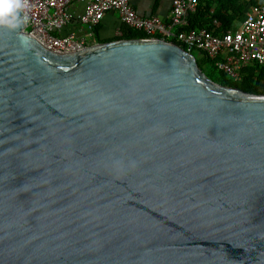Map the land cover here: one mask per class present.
Masks as SVG:
<instances>
[{
  "label": "water",
  "instance_id": "95a60500",
  "mask_svg": "<svg viewBox=\"0 0 264 264\" xmlns=\"http://www.w3.org/2000/svg\"><path fill=\"white\" fill-rule=\"evenodd\" d=\"M0 26V264H264V95L158 38L48 50Z\"/></svg>",
  "mask_w": 264,
  "mask_h": 264
},
{
  "label": "built area",
  "instance_id": "2783aa9c",
  "mask_svg": "<svg viewBox=\"0 0 264 264\" xmlns=\"http://www.w3.org/2000/svg\"><path fill=\"white\" fill-rule=\"evenodd\" d=\"M83 4V11L76 20L88 29L98 26L107 13L116 11L122 23L135 31L145 33L147 38L175 42L187 52L204 53L219 58L216 66L233 79L248 65H264V6L252 7L245 18L237 21L224 34L215 30H184L190 15L197 10L199 0H172L171 17L164 22L158 17L143 18L130 6L129 0H26L22 8L26 26L35 30L39 41L50 51L69 54L89 46L87 37L73 33L61 35L73 19L70 6ZM217 27L219 24L214 22ZM122 32L118 33V37Z\"/></svg>",
  "mask_w": 264,
  "mask_h": 264
},
{
  "label": "trees",
  "instance_id": "16d2710c",
  "mask_svg": "<svg viewBox=\"0 0 264 264\" xmlns=\"http://www.w3.org/2000/svg\"><path fill=\"white\" fill-rule=\"evenodd\" d=\"M255 6H264V0H199L196 12L190 15L188 26L184 30L209 29L215 30L216 34H224L237 21H241L246 13ZM215 21L219 24L217 27L214 25ZM99 29L100 25L91 30V40L94 43L148 37L145 33L135 31L123 24L121 37L103 39L100 36ZM194 55L197 58L200 69L213 82L221 86L236 88L248 94L264 95V65L255 63L248 65L241 70L240 78L236 80L218 69L216 63L219 58H211L201 52H197Z\"/></svg>",
  "mask_w": 264,
  "mask_h": 264
},
{
  "label": "crops",
  "instance_id": "0c3cea01",
  "mask_svg": "<svg viewBox=\"0 0 264 264\" xmlns=\"http://www.w3.org/2000/svg\"><path fill=\"white\" fill-rule=\"evenodd\" d=\"M129 2L130 6L143 18L158 17L164 22L170 20L172 0H129ZM83 9V4H73L70 6V13L72 14L73 19H71L69 25L63 30L61 34L62 36L73 33L76 37L82 38L87 37L88 34L92 33L88 28L86 30L82 29L83 25H80L76 20L77 15L80 14ZM123 24L124 23H122L118 12L112 11L107 13L100 24L99 33L101 38L109 39L118 37V33L121 32ZM91 39L92 38H87L88 44H95Z\"/></svg>",
  "mask_w": 264,
  "mask_h": 264
},
{
  "label": "clouds",
  "instance_id": "9594fccd",
  "mask_svg": "<svg viewBox=\"0 0 264 264\" xmlns=\"http://www.w3.org/2000/svg\"><path fill=\"white\" fill-rule=\"evenodd\" d=\"M25 6L26 0H0V26L18 27L21 23L19 12Z\"/></svg>",
  "mask_w": 264,
  "mask_h": 264
},
{
  "label": "rangeland",
  "instance_id": "374dc122",
  "mask_svg": "<svg viewBox=\"0 0 264 264\" xmlns=\"http://www.w3.org/2000/svg\"><path fill=\"white\" fill-rule=\"evenodd\" d=\"M82 29H85V30H86V29H87V27L83 25ZM89 39H90V38H89ZM196 55L198 56V54H196Z\"/></svg>",
  "mask_w": 264,
  "mask_h": 264
}]
</instances>
